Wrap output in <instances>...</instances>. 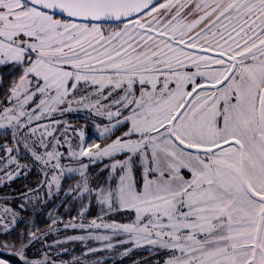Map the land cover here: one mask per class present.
I'll list each match as a JSON object with an SVG mask.
<instances>
[{"label":"snow or ice","instance_id":"1","mask_svg":"<svg viewBox=\"0 0 264 264\" xmlns=\"http://www.w3.org/2000/svg\"><path fill=\"white\" fill-rule=\"evenodd\" d=\"M0 68V264H264V0H0Z\"/></svg>","mask_w":264,"mask_h":264},{"label":"rangeland","instance_id":"2","mask_svg":"<svg viewBox=\"0 0 264 264\" xmlns=\"http://www.w3.org/2000/svg\"><path fill=\"white\" fill-rule=\"evenodd\" d=\"M67 119L70 120V122H78L79 124L81 125H84L85 124V121L84 119H82L80 116L78 115H70L69 117H67ZM100 123H103V121H98ZM85 133H86V138L91 141L93 139H97L99 137V131L98 129L95 128V126L92 124V123H87V126L85 128ZM2 136V135H0ZM4 137H0V140H3ZM24 162H30V157L26 160H24ZM104 163H107V161H104ZM98 165L102 167V164L101 163H96L94 165H90L89 166V172L93 173L95 175L96 173V170H98ZM100 167V168H101ZM97 168V169H96ZM96 169V170H94ZM94 170V171H92ZM32 173H37V170L35 168H32L29 175H31ZM104 175L106 176L107 173L105 172ZM20 178H23V176L19 177L18 179ZM71 178H74V181H72V183H68L67 181ZM16 179V180H18ZM78 179V176H72V177H67L65 176V178L62 180V185H63V188H67L70 184H74V182ZM14 182V181H13ZM11 183L10 187L11 189H20L19 187H15L13 186L14 183ZM5 189L0 187V193H4L5 194ZM7 194L9 196H15V192L14 191H8ZM71 196V195H70ZM65 197V193L63 191V189L61 190V192L58 194L57 197H55L52 201H50L46 206H41L35 214H38V213H42V212H47L48 213V210L50 208H53L54 205H57V204H60V202L62 201V199ZM72 197V196H71ZM18 203V201H15L13 202L14 206L15 204ZM93 204L96 206L95 204V201L93 200ZM92 204V205H93ZM54 210L56 211V208H54ZM96 210H97V213L95 215H98V207L96 206ZM94 215V216H95ZM112 218H117V217H112ZM64 234H68V235H72V234H77L76 231L74 230H69L67 233H61V235H64ZM47 240L51 241L52 239H57L58 237L54 234V233H49L47 237ZM122 237H117V239H121ZM90 245L92 246H95L94 242H89ZM125 247H130V245H124ZM62 247H65V248H74L75 252L76 253H79L81 251H83V247L81 246V244L79 242H77L75 245H73L72 243H67V244H64L62 245ZM134 250H140V251H146L144 248H141V249H134ZM97 255H105L104 252H100V253H97ZM132 255L130 254L129 256H126V257H117L116 259L114 260H111V264H121V263H125L127 262V264H134V261L137 259V257H131ZM131 257V258H130ZM145 258H147L149 264H151L152 260L154 259V257L149 253L146 257L142 258L141 260H144Z\"/></svg>","mask_w":264,"mask_h":264},{"label":"trees","instance_id":"3","mask_svg":"<svg viewBox=\"0 0 264 264\" xmlns=\"http://www.w3.org/2000/svg\"><path fill=\"white\" fill-rule=\"evenodd\" d=\"M0 72H3V68H0ZM0 94H3V89L2 88H0ZM0 137L3 138V136H0ZM100 167L101 166L98 165V168H100ZM96 169H94V170H96ZM94 170H92V171H94ZM36 177H37V173H32L31 175L28 176V181H25V179L23 177V178H20L18 180H15L13 182L14 183L13 186H15L17 188L19 187L20 190H23L22 187H21V184L25 183V182H29V181H35ZM72 181H74V178L69 179L67 182L68 183H70V182L72 183ZM3 194L4 193H0V195H3ZM71 200H72V197L70 195L65 196L62 199V201L60 202V204H57V205H60V206L55 207L56 208V212L59 213L60 215H63L65 219H67L70 214L71 215H75L76 214L74 205L70 206L71 209H72L71 212H67L65 210V208L62 206L63 204L69 203V201H71ZM96 213H97L96 206L93 204L91 209H90V211H89V216H94ZM27 215L32 216L33 214L31 212H28ZM33 219H34L36 225L39 228H41V229H44L50 223L47 212H42V213L35 214L33 216ZM45 239H47V238H45ZM148 254H149L148 251H140V250H133V252L131 253V255L133 257H139L140 259L146 257ZM63 258L64 259H69L70 256L66 254V255L63 256ZM111 262H112L111 260H108L107 264H111ZM121 264H127V262H125V263L123 262Z\"/></svg>","mask_w":264,"mask_h":264}]
</instances>
